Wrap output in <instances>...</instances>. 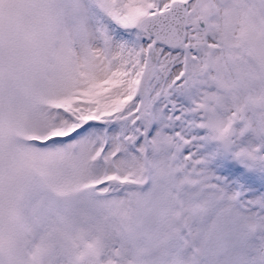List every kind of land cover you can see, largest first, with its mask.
Returning <instances> with one entry per match:
<instances>
[{"label":"snow or ice","instance_id":"1","mask_svg":"<svg viewBox=\"0 0 264 264\" xmlns=\"http://www.w3.org/2000/svg\"><path fill=\"white\" fill-rule=\"evenodd\" d=\"M0 264H264V0H0Z\"/></svg>","mask_w":264,"mask_h":264}]
</instances>
